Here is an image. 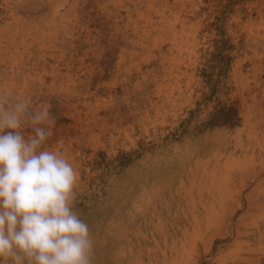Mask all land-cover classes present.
Returning <instances> with one entry per match:
<instances>
[{"label":"rangeland","instance_id":"rangeland-1","mask_svg":"<svg viewBox=\"0 0 264 264\" xmlns=\"http://www.w3.org/2000/svg\"><path fill=\"white\" fill-rule=\"evenodd\" d=\"M0 90L51 105L93 264H264V0H0Z\"/></svg>","mask_w":264,"mask_h":264},{"label":"clouds","instance_id":"clouds-1","mask_svg":"<svg viewBox=\"0 0 264 264\" xmlns=\"http://www.w3.org/2000/svg\"><path fill=\"white\" fill-rule=\"evenodd\" d=\"M55 125L50 104L0 90V264H93L77 173L45 147Z\"/></svg>","mask_w":264,"mask_h":264},{"label":"trees","instance_id":"trees-1","mask_svg":"<svg viewBox=\"0 0 264 264\" xmlns=\"http://www.w3.org/2000/svg\"><path fill=\"white\" fill-rule=\"evenodd\" d=\"M228 61V58H226ZM211 60H207V62L204 65V68L202 69L203 72L209 71L207 76L206 83L213 84V87L210 88V95L209 97L205 98L207 100H210L212 96L219 90V83L220 81H213L212 79V71L215 68V66L210 62ZM219 63L223 64V67L220 68L226 69L228 68V63L224 60V58L221 56L218 60ZM193 113V112H192ZM240 114V108L238 106L237 101H230L227 100H217L216 104L213 105L212 110L207 115V120L205 121L204 125L213 127V126H228V127H235L240 124L241 118L239 116ZM190 123V119H184L180 122L179 126L175 128V131H184L187 124ZM172 134H176L172 132Z\"/></svg>","mask_w":264,"mask_h":264}]
</instances>
